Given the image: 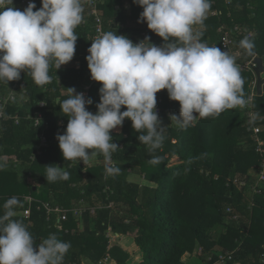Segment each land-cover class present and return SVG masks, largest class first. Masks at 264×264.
<instances>
[{"label": "trees", "instance_id": "1", "mask_svg": "<svg viewBox=\"0 0 264 264\" xmlns=\"http://www.w3.org/2000/svg\"><path fill=\"white\" fill-rule=\"evenodd\" d=\"M102 1L99 7L105 31L129 33L140 42L141 32L147 29L146 21L137 22L143 7L133 0ZM12 6L21 11L27 7L23 0H13ZM41 7L42 0H37L34 10ZM83 16L75 29L74 57L59 69L50 67V82L38 86L24 70L20 79L0 82V110H4L0 117V160L7 162L0 170V215L5 212V201L17 197L20 205L12 219L28 227L36 245L50 234L70 243L63 264H82L84 257L98 263L106 255L105 264H130L128 250L119 243L110 246V233L133 234L143 253L141 264H187L183 256L197 255L199 248L201 259L211 257L209 264L227 252L232 258L223 264H264V184L257 183L254 174L263 158L248 130L258 125L264 140V85L262 95L256 93L252 103L255 118L248 122L246 100L256 76L254 68L245 66L256 56L264 59V0H211L203 24L193 27L202 34V42L222 51L225 31L234 36L230 55L236 56L245 104L219 116L197 117L191 126L181 129L167 124L171 115L180 116L179 101L171 100L167 89L160 90L156 109H160L161 123L164 121L161 147L150 151L149 145L141 144L140 133L126 118L122 126L111 131L113 142L120 147L111 154L112 166L120 168L113 175L106 174L110 166L102 154L94 164L67 161L56 138L65 133L69 121L59 103L69 97V88L79 93L91 78L86 57L95 28L85 0ZM245 36L254 44L251 55L239 47ZM146 38L164 44L152 30ZM101 87L99 82L90 90L93 113L98 110ZM125 110L122 107L121 111ZM41 133L47 137L46 144H41ZM174 156L180 161L172 162ZM51 164L63 167L69 178L47 182L44 174ZM130 172L145 174L157 187L129 181ZM256 184L258 192L253 190ZM25 196L33 197L30 203ZM229 207L233 212H228ZM216 230L220 232L214 239L211 232Z\"/></svg>", "mask_w": 264, "mask_h": 264}, {"label": "clouds", "instance_id": "2", "mask_svg": "<svg viewBox=\"0 0 264 264\" xmlns=\"http://www.w3.org/2000/svg\"><path fill=\"white\" fill-rule=\"evenodd\" d=\"M133 2L143 7L140 22L146 21L164 44L157 46L150 38L133 42L112 31L92 40L86 60L91 78L102 82L100 102L93 113L86 107L93 103L92 98L69 88V97L59 103L69 117L65 133L56 137L67 161L86 165L98 154L110 160L120 148L111 131L122 126L126 118L140 133L141 144L149 145L150 151L160 148L164 127L156 110V94L163 89L180 103V116L170 118L181 129L191 126L197 117L219 116L245 104L236 56L208 46L199 39L202 34L193 30L194 25L203 24L211 0ZM12 5L13 0H0V82L18 80L24 70L36 85L43 86L50 82V67L59 69L74 57L75 29L84 19V0H42L38 10H34V2L23 11ZM239 47L251 55L254 44L245 36ZM122 107L126 110L121 111ZM6 166L7 162L0 160V170ZM119 172V167L106 168L107 175ZM44 175L53 183L69 178L63 167L53 164ZM19 205L17 197H10L3 205L0 264H63L70 243L50 234L36 245L28 227L12 219Z\"/></svg>", "mask_w": 264, "mask_h": 264}, {"label": "built area", "instance_id": "3", "mask_svg": "<svg viewBox=\"0 0 264 264\" xmlns=\"http://www.w3.org/2000/svg\"><path fill=\"white\" fill-rule=\"evenodd\" d=\"M85 1L88 2V0H85ZM226 1L229 2L230 0H226ZM30 2H34L35 4H37V0H23V4L26 6H28V4ZM102 2H103L102 0H91V2H88L89 13L94 18V24H93V27L95 28L94 29L95 30L94 39L99 38L103 33L106 32L104 29V23H103V12L99 7V5ZM137 22L139 23L140 19H137ZM140 23H143V22H140ZM148 31H151V30L147 27L146 31L141 32V40L140 41H142L146 38V34L148 33ZM122 35H124V34H122ZM132 41L135 42L134 40H132ZM233 42H234V36L231 35L228 31H225L224 36L222 38V47L224 48V51H228V53L231 54ZM254 58L245 64V66L248 69H253L256 66V64L254 63ZM98 83L99 82L94 81L92 78H90L86 83L83 84L79 93H83L85 95L86 99L89 98L91 88ZM256 86H257V80L255 79V81L253 82V84L251 86V92L249 94V97L246 100L247 106L250 109L249 113L247 114L248 115V122L253 121L255 118V112L252 110V103H253L254 97L257 93ZM12 98H14V97L11 96V99ZM86 107L90 111V105H86ZM156 110L158 112L160 111L159 108H157ZM3 113H4V110L3 109L0 110V117L3 116ZM39 121H40V118H37L36 119V125L39 124ZM248 130L250 132H252L253 138L255 140L256 150H257V152H259L261 154V156L263 158L262 165H261L259 171L257 172V183L262 182L264 184V140L260 137L261 128L258 125H253V126L249 127ZM46 143H47V137L44 133H41V144H46ZM108 165L109 166L113 165L112 160H109ZM256 186H257V184L255 186H253V190L255 192H258V189ZM228 212H233V209L231 207H229ZM233 218L237 219L238 215L234 214ZM231 258H232V253L227 252L225 254H220L219 259L216 262L223 264L226 260L231 259Z\"/></svg>", "mask_w": 264, "mask_h": 264}, {"label": "crops", "instance_id": "4", "mask_svg": "<svg viewBox=\"0 0 264 264\" xmlns=\"http://www.w3.org/2000/svg\"><path fill=\"white\" fill-rule=\"evenodd\" d=\"M138 19V18H137ZM124 35H126L125 33H124ZM252 35V34H251ZM126 37H128V38H130V39H132L131 37H130V35H129V33H127V35H126ZM94 38V37H93ZM133 40V39H132ZM152 42V41H151ZM152 43H154V42H152ZM155 44V43H154ZM157 46H162L163 44H156ZM76 65L77 66H80V62H76ZM171 113V112H170ZM163 123H164V121H163ZM163 123H161V124H163ZM168 123H172V121L170 120V121H168L167 122V124ZM166 124V123H165ZM173 124H175V123H172V125ZM170 125V124H169ZM164 126V125H163ZM99 155L100 154H98L97 155V158H96V160H89V164H94V163H96L97 162V160H98V158H99ZM175 157V156H174ZM177 157V156H176ZM102 159H103V161L106 163V165H108L107 163H109V160H106L105 159V157L102 155ZM179 160H177V162H178ZM172 162H175L173 159H172ZM254 174H256V177H257V173H254ZM128 180L129 181H132V182H136V183H138V184H140L141 186H146V187H151V188H155V187H157V183H155L154 181H152V180H148V179H146L145 178V174H139L138 172L137 173H134V172H130V175L128 176ZM33 199V197H31V196H25V201L26 202H29L30 203V201ZM96 211H97V207H95V208H93L92 209V213L94 214V213H96ZM29 213V209H28V211H26V214H28ZM57 218H58V221H60V218H61V216H58L57 215ZM92 227L94 228L95 227V224L94 223H92ZM112 237L113 238H123V237H125V236H122V235H120V234H118V233H110L109 234V241H110V245H112L113 244V242H112ZM129 238V237H128ZM114 243H118V242H114ZM133 243H134V245H135V247L137 248V251L136 252H138V256H139V259H136V261L137 262H131V261H133V259H135L134 257H133V255H131L130 254V252H129V254H130V262L131 263H133V264H141L142 263V261H143V253L139 250V248L136 246V244H135V241H134V237H133ZM187 255H192L191 253H186L184 256H183V258H182V260L185 262V263H187V264H190L189 262H187L188 260H189V257L187 256ZM107 258H108V256L106 255L105 257H103L98 263H94V262H92V263H94V264H105V262L107 261ZM88 259V258H87ZM84 260H86V258L84 257L83 259H82V264H84ZM89 260V259H88ZM190 260H191V258H190ZM90 261V260H89ZM91 262V261H90ZM130 263V264H131Z\"/></svg>", "mask_w": 264, "mask_h": 264}, {"label": "rangeland", "instance_id": "5", "mask_svg": "<svg viewBox=\"0 0 264 264\" xmlns=\"http://www.w3.org/2000/svg\"><path fill=\"white\" fill-rule=\"evenodd\" d=\"M213 14H214V12H213ZM96 158H97V156L91 157L90 160H96ZM173 160L175 162H177V160L180 161V159L178 157H176V156L173 157ZM219 232H220V230H216V231L211 232V237H215L214 239H216L218 237V235H219ZM128 237H123V238H119V239L112 237L111 240H112L113 243L114 242H118L123 248H125L126 250H128L131 255H133V257L135 259H133V261H131V262H137L136 259H139V256H138V252H136L137 251V248L135 247V245L133 243V237H134V235L132 234V235H130ZM197 252H198L197 255H196V253L195 254H192V255H187L189 257V260L187 262H189L190 264H209L208 263V260H210L211 257H208L206 260H203V259H201L200 256H198V254H201L202 253L201 248H199L197 250ZM190 258H191V260H190ZM84 264H94V263L90 262L86 258V260H84ZM131 264H133V263H131ZM215 264H220V263L219 262L218 263L216 262Z\"/></svg>", "mask_w": 264, "mask_h": 264}, {"label": "water", "instance_id": "6", "mask_svg": "<svg viewBox=\"0 0 264 264\" xmlns=\"http://www.w3.org/2000/svg\"><path fill=\"white\" fill-rule=\"evenodd\" d=\"M254 63L256 64L253 70L257 80V93L258 95H262L264 85V59L261 56H256Z\"/></svg>", "mask_w": 264, "mask_h": 264}]
</instances>
